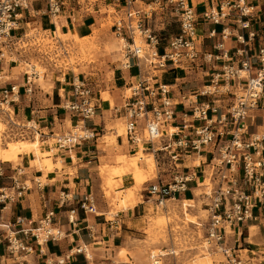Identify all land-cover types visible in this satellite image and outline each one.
<instances>
[{
    "label": "built area",
    "instance_id": "built-area-1",
    "mask_svg": "<svg viewBox=\"0 0 264 264\" xmlns=\"http://www.w3.org/2000/svg\"><path fill=\"white\" fill-rule=\"evenodd\" d=\"M138 2L144 0H102V6L99 0H46V13L55 20L77 6L82 12L103 11L112 18L111 29L122 44L123 68H138L135 81L124 89L123 104L115 106V110L125 116L129 142L138 144L141 140L151 145L157 165L170 166L172 181L163 184L159 172L158 182L150 185L148 193L155 197L158 207H164L167 200L188 190V182L194 181L197 187L201 184L209 211L205 243L209 246L213 243L223 252L225 259L218 264H243L234 248L227 244L226 231L253 219L255 208L264 209V132L250 133L248 122V119L255 122V113L264 111V41L254 55L245 47L231 54L223 44L216 45L217 52L203 51L199 47V15L189 0H149L141 7L136 5ZM32 3L33 0H0V58L16 63L17 58L12 55L29 45L31 35L26 32L17 35V31L21 29L19 21ZM255 7L247 0H221L205 10L202 17L215 24L234 18L246 29L250 27L249 18ZM158 11H170L179 23L178 33L164 43L151 24L153 14ZM211 33H215V29ZM222 34L223 37L229 35L226 29ZM51 36L59 38L56 32ZM249 36L254 37V32ZM237 38L246 43L243 34ZM33 39L31 42L35 41L33 45H36L39 38ZM235 55L240 57H236V62ZM219 60L227 63L214 71L210 83L202 88L183 91L179 84L158 81L159 73L170 67L192 70ZM26 64V92L31 93L33 79L40 72L31 62ZM19 93L15 84L0 87V112L9 113V106ZM204 97L206 100L201 99ZM224 98L227 105L222 104ZM101 100L90 78L73 75L70 95L64 97L60 108L78 116L73 126H80L81 132L73 126L52 132L55 147L71 149L98 137L99 130L89 127L86 121L94 117ZM9 120L10 128L20 129L21 135L38 130L34 121L21 125L10 115ZM206 153L209 155L206 167L200 160L199 164L192 165L197 171L182 165L188 156ZM4 172L0 164V177ZM16 173L12 176L11 190L0 188V202L14 200L30 187L19 177L22 169L17 168ZM80 207L97 213L92 194L83 198ZM53 217L54 211L50 210L38 226L22 227L17 232L34 238L39 244L59 238L61 231L51 227ZM24 219L17 217L16 223L23 224ZM5 228L8 230L7 250L10 253L26 250L25 243L11 230V223H0V244Z\"/></svg>",
    "mask_w": 264,
    "mask_h": 264
},
{
    "label": "crops",
    "instance_id": "crops-1",
    "mask_svg": "<svg viewBox=\"0 0 264 264\" xmlns=\"http://www.w3.org/2000/svg\"><path fill=\"white\" fill-rule=\"evenodd\" d=\"M145 1L149 0L138 2L136 5L141 7ZM189 1L199 15L197 29L201 50L217 52L216 45L223 44V48L229 50L231 54H235L237 49L243 47L249 50L250 54H256L258 46L264 41V0H247L256 5V10L249 18L250 27L246 29H242L234 18L215 24L202 17L205 10L221 0ZM99 3L102 6V0H99ZM46 6V0H33L32 7L24 12L23 18L19 21L21 29L17 31V35L25 32L29 35L33 34L32 30L35 31V36L30 37L27 47L16 52L17 62L0 58V87L15 84L20 89V93L16 96L17 100L9 106V113L1 112L0 116H4L10 126L12 125L9 123V115L21 125L34 121L38 130H32L31 133L40 135L42 148L44 151H50L47 157L51 159V165L42 168L32 165L31 159L34 158V153L21 157V163L18 164L16 161L0 160L5 170V175L0 177V188L12 189V176L17 174V168L22 169L20 179L26 182L29 179L32 184H28L30 187L22 196L0 202V223H11V230L16 231L17 237L27 247L26 250L10 253L5 239L8 230L5 228L1 232L4 236L0 244V264H144L145 252L142 243L148 236L146 228L150 224V216L156 215L158 209L153 202L155 197L147 190L150 185L158 182V177L156 176L157 181L149 180L150 182L143 188L135 190L136 202L132 206L120 207L112 218H108L110 210L119 206L120 200L116 198V190L132 187L134 182L130 177H124L122 185L115 192L110 191L111 196L108 197L104 182L106 174L101 172L104 163L114 165L119 155H130L137 151V144L129 142L127 137L125 141L123 135L117 134L118 126L115 127L113 124L117 120H124L125 123V116L121 112H116L115 106L123 104V88H127L135 81L138 68L133 67L130 70L120 68L123 73L121 77L125 81L123 86L113 85L110 82L107 85L110 89L104 84L98 89L102 100L94 117L86 121L89 127L99 130L98 137L83 141L71 149L55 147L54 143L50 142L52 132L70 129L79 119L77 115L60 108L64 97L70 95L71 81L76 72L72 68L66 70L61 65L46 62V72L42 76L40 73L33 79L32 92L27 93L26 70L22 69L25 57L22 54L30 53L33 48L39 51V47L33 46L31 39L40 34L53 35L55 32L57 34L58 26L65 35L73 36L74 32L80 37L92 35L93 27L98 21L97 15L104 13L103 11L82 12L76 6L64 11L54 20L47 15ZM108 17L104 14V18ZM151 24L161 38L165 35L166 41L179 31L178 20L170 11L155 12ZM213 29L215 33L212 34ZM223 29L229 33L227 37H223ZM250 32H254L255 36H249ZM241 34L244 36L245 44L237 38ZM236 57L240 58L235 55L233 57L235 62ZM226 63L225 60L213 61L192 70L170 67L159 73L158 81L179 84L183 91L202 88L210 83L211 74ZM126 71L129 74L125 75ZM168 75L172 76V80H167ZM106 90L110 92L113 103L111 100L103 99L102 92ZM201 99L206 100L205 97ZM222 104L227 105V98H224ZM262 112L264 111L255 113L257 114L254 115L255 122L248 119L250 133L261 132V128L264 127V123L258 122V119L262 120ZM111 135H116L117 142H114ZM106 136L108 137L105 138ZM144 144L147 150L152 149L151 145ZM196 159L203 162L202 166L206 167L209 155L206 153L201 156H188L182 165L190 167V171H197V167H192ZM5 179L10 180L5 181ZM197 189L194 181H190L188 190L180 193V197L187 200L194 199ZM88 194H92L95 198L97 213L86 212L80 207L81 201ZM72 209H75L74 213ZM50 210L54 211L51 227L60 230L62 236L39 244L34 238L25 237L22 232H17L22 227L38 226L40 220ZM17 217L25 218L23 224L16 223ZM252 227L256 230L252 231ZM263 228L264 209L255 208L253 219L243 222L238 228H231L228 238L226 235L227 244L234 248L235 255L240 256L243 264H264ZM79 248L81 250H78ZM123 251L126 257L122 255Z\"/></svg>",
    "mask_w": 264,
    "mask_h": 264
},
{
    "label": "rangeland",
    "instance_id": "rangeland-1",
    "mask_svg": "<svg viewBox=\"0 0 264 264\" xmlns=\"http://www.w3.org/2000/svg\"><path fill=\"white\" fill-rule=\"evenodd\" d=\"M97 17L98 21L93 27L91 39H85L81 42L88 43L85 50L79 48L78 44L75 43L74 36L71 34L63 35L58 32L59 38H54L47 34H40L36 44V46L39 47V51L33 48L30 53L22 54L25 57V61H30L32 65H35V68L41 73V76L46 72V62H49L61 65L62 68L66 70L72 68L76 74L80 73L90 78V80L93 79L92 84L96 90L101 88L102 84L107 86L110 82L113 83V85L118 84L119 86H123L125 81L121 77L123 73L120 68H123V62H125V60L121 41L115 36L111 29L112 18H104V14L97 15ZM30 27H33V25H30ZM31 32L33 34L30 35L35 36V31L31 30ZM165 41L164 35L162 36V42L164 43ZM34 43L35 41L32 42V44ZM118 44L120 46L119 49L117 48ZM12 56L18 59L16 53ZM25 61L22 63V69L24 71L27 69ZM126 73L129 74L127 71L124 74L127 75ZM169 79L172 80V76L168 75L167 80ZM109 87L107 86L106 88L110 89ZM105 93V91L102 92V97L105 96ZM263 119L264 112H262V120L259 121L258 119V122L264 123ZM120 121L123 122V127L126 129L124 120H117L113 125H115V127L118 126L121 123ZM0 122L2 123L0 126V139L4 146L7 145L8 142L21 139L32 141L36 137L31 132H26L24 135H21L20 129L16 127L11 129L4 116H0ZM261 132H264V127L261 128ZM123 136L126 141V133ZM50 142L52 143L53 139H51ZM42 147L43 144H41V149L43 150ZM145 151L153 154L152 150L145 149ZM29 154L33 153H24L20 155L16 163H21V157H24V155L28 156ZM162 167L163 168H160V166L157 165L155 172L151 174L152 178L149 180L157 181L156 175L158 176L160 172L163 184L171 182V173L169 172L170 166L168 164H163ZM7 180L10 179H5V181ZM149 180L143 183L141 187L143 188L144 185H147L150 182ZM104 182L107 187V196H111L110 191L115 192L119 187L115 185L109 186L106 178ZM27 183L32 185L29 179ZM195 192L193 199L195 200L193 202L194 206L188 208L187 211L183 209L184 199L180 197L179 193L178 197L167 200L164 207L159 206L158 209H156V215L150 216L151 221L146 228L148 236L145 242L142 243L145 252L144 264H154L156 260H159L158 264H194L205 255H209L215 264L225 259L223 252L215 244L212 243V245L209 246L208 243H205L207 224L209 221L207 200L203 197V187L201 184ZM116 194L118 195V193ZM153 202L156 205L157 201L154 200ZM119 209L120 206H116L114 209L110 210V214L107 215L108 218H112L115 211ZM162 216H164V223L158 222V219ZM166 218H168V220H165ZM191 218L195 220L194 223L190 221ZM254 230L256 229L252 231ZM262 231L264 234V228ZM228 233L230 232L227 230V238L229 237ZM154 252L156 256L152 257L151 255ZM162 252L165 254H161ZM122 255L126 257L125 251H123ZM126 260L128 259L126 258Z\"/></svg>",
    "mask_w": 264,
    "mask_h": 264
},
{
    "label": "bare ground",
    "instance_id": "bare-ground-1",
    "mask_svg": "<svg viewBox=\"0 0 264 264\" xmlns=\"http://www.w3.org/2000/svg\"><path fill=\"white\" fill-rule=\"evenodd\" d=\"M58 32L60 34L65 35L61 31V27L58 26ZM74 38H75V43L78 44L79 48L82 50H85V48L88 46L87 42H82V40L85 39H91V35L80 37L77 33H72ZM58 36V33H57ZM59 37V36H58ZM78 40V41H77ZM117 48L119 49L120 46L119 44L117 45ZM116 49V50H118ZM6 55V53H4ZM129 92V90H126ZM105 96L103 97L104 100H112L111 94L108 91H105ZM123 122H121L118 125V130L117 134L118 135H124L126 133V129L123 127ZM0 122V126H1ZM77 132H81V127L77 126L76 128L73 126ZM35 139L32 141H27V140H17L14 142H8L7 145H3L1 139H0V160L2 161H17L20 158V155L26 153H34V158L31 159L32 165H36L39 167L43 166H50L51 165V159L50 157H47L50 155L49 151H44L41 149V140H40V135L38 133L35 134ZM106 136L105 138H107ZM127 137V136H126ZM114 142H117L116 135L112 136ZM139 143L137 144V151L134 154L130 155H119L116 159V162L114 165H109L104 163L101 166V172L103 174H106V179L107 183L109 186L115 185L120 186L124 182V177H130L131 180L134 182V186L129 187L127 189L123 190H116L118 195L116 194V198L120 200L119 206L123 208H128L129 206H132L133 203H135V190H139L141 185L145 183L147 180L151 179L152 176L151 174L155 172V169L157 168L156 164V159L154 157V154L151 152L145 151L146 145L144 144L145 142H142L141 140L138 141ZM195 164H199V159H196L194 162ZM193 163V164H194ZM157 176V175H156ZM122 192V193H119ZM195 200H187L184 199L183 202V209L188 210L191 206L193 207ZM165 220H168L166 218ZM191 222H195L193 218L190 219ZM158 222L164 223V216L160 217L158 219ZM167 222V221H165ZM253 230V227H252ZM165 254V253H161ZM152 257H155L156 254L155 252L151 255ZM223 261V260H222ZM221 262V261H220ZM218 262V263H220ZM159 260H156L154 264H158ZM194 264H215L213 262V259L209 255H205L202 257V259H199L196 261Z\"/></svg>",
    "mask_w": 264,
    "mask_h": 264
}]
</instances>
